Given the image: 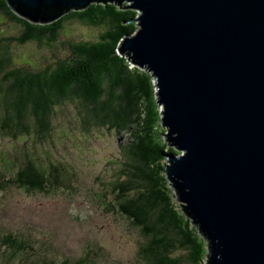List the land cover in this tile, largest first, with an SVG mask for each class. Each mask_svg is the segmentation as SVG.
Segmentation results:
<instances>
[{"label": "water", "instance_id": "water-1", "mask_svg": "<svg viewBox=\"0 0 264 264\" xmlns=\"http://www.w3.org/2000/svg\"><path fill=\"white\" fill-rule=\"evenodd\" d=\"M7 3L32 23L91 3L137 12L118 53L154 79L163 137L179 152L165 156V178L207 242L204 264H264V0Z\"/></svg>", "mask_w": 264, "mask_h": 264}, {"label": "trees", "instance_id": "trees-1", "mask_svg": "<svg viewBox=\"0 0 264 264\" xmlns=\"http://www.w3.org/2000/svg\"><path fill=\"white\" fill-rule=\"evenodd\" d=\"M57 9L48 11L52 17L59 15L55 20L32 23L15 15L7 0H0V14L18 30L17 37L0 36V136L44 142L50 137L52 118L68 105L85 130L125 133V160L113 185L115 207L144 239L139 251L143 264H181L174 255L180 251L190 264H204L207 242L183 215L165 178V156L179 152L163 137L166 129L160 123L154 79L118 53L121 40L136 31L131 21L137 12L124 3ZM72 22L102 31L94 41H62L64 28ZM60 42L66 49L63 57L54 53ZM30 44L51 51L53 57L42 66L18 62L16 50ZM62 177L58 165L45 168L28 154L14 172L0 170V191L17 187L46 193L56 189ZM0 246L13 257L33 250L26 239L11 233L0 235ZM70 264L94 263L88 252Z\"/></svg>", "mask_w": 264, "mask_h": 264}, {"label": "rangeland", "instance_id": "rangeland-1", "mask_svg": "<svg viewBox=\"0 0 264 264\" xmlns=\"http://www.w3.org/2000/svg\"><path fill=\"white\" fill-rule=\"evenodd\" d=\"M101 31L72 22L61 38L94 41ZM17 34L13 23L0 14V36ZM61 42L54 51L59 57L66 51ZM16 55L18 62L35 66L53 57L51 51L35 49L33 44L18 48ZM51 129L44 142L0 136V170L14 172L18 162L31 154L45 168L58 165L63 175L60 185L46 193H26L17 187L0 191V235H18L33 249L13 257L0 246V264L72 263L88 252L94 264H143L139 251L144 239L115 207L113 185L121 177L117 175L125 160L122 147L128 135L107 128L85 130L71 105L52 118ZM175 201L179 207L185 205ZM174 255L181 264H190L183 251Z\"/></svg>", "mask_w": 264, "mask_h": 264}]
</instances>
